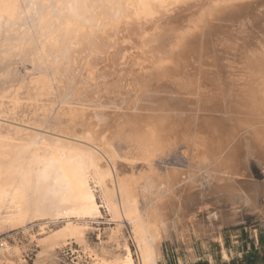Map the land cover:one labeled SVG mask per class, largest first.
I'll return each mask as SVG.
<instances>
[{
	"label": "bare ground",
	"instance_id": "1",
	"mask_svg": "<svg viewBox=\"0 0 264 264\" xmlns=\"http://www.w3.org/2000/svg\"><path fill=\"white\" fill-rule=\"evenodd\" d=\"M250 156L264 0H0V264H160L172 235L194 261V206L264 198Z\"/></svg>",
	"mask_w": 264,
	"mask_h": 264
},
{
	"label": "rangeland",
	"instance_id": "2",
	"mask_svg": "<svg viewBox=\"0 0 264 264\" xmlns=\"http://www.w3.org/2000/svg\"><path fill=\"white\" fill-rule=\"evenodd\" d=\"M173 158V161L172 158L169 159L171 162L168 161L169 166L182 169L183 160L181 156L175 155ZM118 162L122 163V160L119 159ZM139 164L141 165V163L135 165L136 171L140 170ZM249 166L252 182L263 183V172L251 156L249 157ZM123 169L127 168L119 170ZM250 179L249 181H251ZM197 190L200 194L206 195L204 193L207 192L206 183L203 182ZM203 201L205 204L193 207L195 221L204 228L213 224L214 231L213 234L211 233L212 236L209 235L207 239L193 238V247L196 250L200 249L201 252L196 260L188 262L184 260L183 264H264V198L258 197L257 208H250L240 202L233 205L212 196L204 197ZM215 213L217 214L216 217L212 218ZM93 228L95 229L94 232L101 231L104 233L108 226L101 222L93 225ZM94 232L90 234L89 239L95 243L97 239ZM202 242L207 244L206 251L201 250ZM224 250L229 257L223 256ZM75 251V248L71 251L69 247L60 251L55 264H76ZM162 251L165 263L160 264H179V258H184L186 254L184 244L178 242L173 235L163 241ZM208 255H211L212 260L208 258Z\"/></svg>",
	"mask_w": 264,
	"mask_h": 264
}]
</instances>
